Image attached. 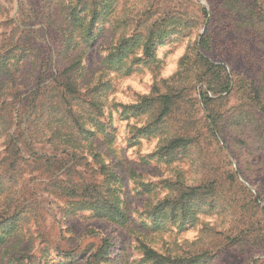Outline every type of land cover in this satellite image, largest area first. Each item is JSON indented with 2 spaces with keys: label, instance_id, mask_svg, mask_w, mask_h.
<instances>
[{
  "label": "rangeland",
  "instance_id": "374dc122",
  "mask_svg": "<svg viewBox=\"0 0 264 264\" xmlns=\"http://www.w3.org/2000/svg\"><path fill=\"white\" fill-rule=\"evenodd\" d=\"M75 1L0 0V56L31 52L0 76V236L8 220L13 224L0 242V264H37L45 241L74 246L73 264H88L87 254L102 238H108L110 249L109 261L100 264H144L139 240L172 257L207 254L200 264H264V113L251 91L262 87L264 104V19L233 26V15L221 11L222 0H80L83 16L70 32L65 13ZM94 2V37L84 41L86 13ZM162 19L170 22L169 35L157 43L152 59L143 61L137 47L120 63L109 61L120 39L136 34L142 41ZM203 33L210 38L208 49L199 44ZM197 55L223 64L228 91L207 89L209 75ZM72 59L78 65L60 78L72 82L73 102L85 121L84 130L76 131L95 130L96 151L116 179L129 219L124 227L90 215L61 217L63 199L45 190L49 177L24 165L36 150L50 151L42 137L64 128L51 108L43 116L48 127L37 134L29 121L41 117L34 105ZM163 94L173 98L168 114L153 129L138 132L153 121L160 104L154 101L146 111L130 107ZM175 136L192 142L171 157L158 155ZM87 160L70 162L71 176L100 181L98 165ZM9 165L21 169L6 173ZM52 178L59 184L68 180L63 174ZM197 185L203 188L196 212L184 228L173 220L151 225L152 207ZM42 259L47 264L73 260L51 251Z\"/></svg>",
  "mask_w": 264,
  "mask_h": 264
},
{
  "label": "trees",
  "instance_id": "16d2710c",
  "mask_svg": "<svg viewBox=\"0 0 264 264\" xmlns=\"http://www.w3.org/2000/svg\"><path fill=\"white\" fill-rule=\"evenodd\" d=\"M221 5V11L223 13L233 15V26L236 21L243 27H246L245 25L253 23L257 18L259 22L264 19V6L261 0H251L250 2L246 0H222ZM80 6H83L80 0H76L67 6L65 17L70 32L77 23L81 22L83 14L79 13L83 11L84 8ZM96 6V2H94L93 5L91 4V10L86 13V15L90 17L87 20L88 27L83 36L84 41H88L94 37L92 31L98 19V6ZM168 21L169 20L162 19L161 22L155 25L157 28H152L147 31L146 35L142 37V41L139 40L140 37L136 34L120 39L114 51L108 54L109 61L118 64L127 54L131 53V51L137 47L141 48V57L143 61L152 59L157 43L169 35V31L166 29V26L170 23ZM204 33L200 38L199 44L203 49H208L210 38L204 35ZM69 39L70 38L64 39L66 49L70 47ZM30 55L31 52L23 53L21 51L14 54L7 52L1 55L0 76L5 74L10 66L18 63L21 56L22 58H26ZM197 57L204 71L209 75L207 89L211 91L212 94L228 91L229 78L224 73L223 64L214 63L201 55H197ZM78 63L79 60L72 59L69 62L70 65L63 68L62 71L60 70V72H58L57 70V74L53 78L54 84L48 90V93L42 94V98L38 100V105H34L33 111L35 112L37 111L36 108H39L37 114L41 117L29 121L30 131H32L31 128H38L34 133L37 134L41 127H48L49 120L45 119L46 122H44L43 116L47 113L45 112L46 109L49 108L59 112L58 125H64V128L58 131L51 130L49 134L42 137L41 139L48 144L47 146H51L50 151L39 152L36 150L32 154L34 159L31 161L27 160L24 165L32 168L33 170L28 168L32 172L41 170L40 174H46L49 177L50 180L46 182L45 190L49 191L52 196L63 199L62 206L58 207V214H60L61 217L75 218L88 217V215H90L91 218H98L116 226L124 227L128 224L129 219L123 207V202L119 197V190H117V187L114 185L113 180L116 179H114L112 173L108 172V168L101 162L99 154L96 151V143L93 142V139L97 136L96 132L95 130L90 132L86 131L84 133H89V135H85L79 130L76 131V127H83L85 121L82 122V117L76 111V104L73 102L74 96L71 90L72 82L65 83L69 79L67 76L60 78L61 72L65 70L68 71L69 69L71 70V68L76 67ZM251 91L253 100L259 105L260 111L264 113V104L260 98V94L263 91L262 87L258 85L253 86ZM48 94H50V99L44 101L43 96ZM172 100V96L163 94L157 99L150 97L145 98L141 103L131 106L130 108L136 111H146L152 107L154 101H159L160 104V109L153 121L139 128L137 131L145 133L148 132L149 129L151 130L153 127L160 124L163 117L168 114L169 107L173 102ZM46 105H49V107ZM84 128L85 127H83V130ZM57 139L60 140L57 141ZM191 142L192 139L188 137L175 136L161 146L157 154L162 157H171L177 149L185 148ZM13 155H16L15 151H13ZM87 159H90L91 165H94V163L96 166L98 165L95 172L101 177L100 181L97 182L91 179L82 177L75 178L71 176L73 173V163L70 162L75 160L85 161ZM88 163L89 160L85 162V165H88ZM18 169L20 170L21 168L9 165L5 172L7 173L10 170L18 172ZM13 173L14 172H10V174ZM58 174L67 176L68 180L60 184L58 182L61 181H52V177H56ZM1 178H3V176L0 174V179ZM202 188L203 187L200 185L188 186L177 198H174V200L167 198L157 203L149 210L148 217L151 225L153 226L154 224L155 226V223L157 226L164 225L162 223H165V221L173 220L175 223H178L180 228H184L194 217V213L196 212L194 206L196 205L198 195H200ZM201 205L202 203L199 202L198 207L200 208ZM9 221L10 220H8L0 236V242H3L5 237L13 230V224ZM42 242L43 241H40V243ZM138 243V249L141 251L140 262L144 264H200L206 262L207 258H209L207 254L189 257H172L168 254L159 253L153 249V247L140 240ZM109 249L110 242L108 238L100 239L99 244L87 254V263L100 264L101 262L109 261ZM50 251L54 252L57 257L63 255L69 257V259H73L69 261L61 260V262H59L60 264H73L77 261V258H71L73 252L76 251L74 246L63 249L60 245L52 244L51 246L45 241L38 249L39 256L35 258L37 264H47V260L42 259V256L48 257Z\"/></svg>",
  "mask_w": 264,
  "mask_h": 264
}]
</instances>
